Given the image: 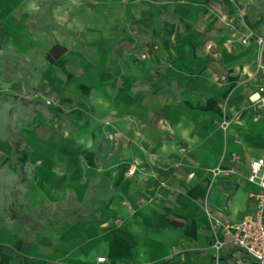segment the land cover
<instances>
[{"label": "crops", "instance_id": "0c3cea01", "mask_svg": "<svg viewBox=\"0 0 264 264\" xmlns=\"http://www.w3.org/2000/svg\"><path fill=\"white\" fill-rule=\"evenodd\" d=\"M40 1L0 0V82L49 45L42 103L0 90V264H250L226 226L264 160V0Z\"/></svg>", "mask_w": 264, "mask_h": 264}, {"label": "built area", "instance_id": "2783aa9c", "mask_svg": "<svg viewBox=\"0 0 264 264\" xmlns=\"http://www.w3.org/2000/svg\"><path fill=\"white\" fill-rule=\"evenodd\" d=\"M241 45H247L248 39L240 41ZM259 46H264V38H256ZM256 96V98H254ZM249 101L257 107H264V87H258L255 94L249 97ZM238 161V156L232 155L230 165L227 168L221 167L222 160L209 172L212 178L228 176L234 173V165ZM248 183L254 185L257 191L251 194L255 202V212L253 215L244 217L232 226H226L232 230L231 244L234 248L244 254L250 264H264V160H253L249 164V172L246 177ZM215 224H219L217 221ZM222 243L215 242L213 249L217 254L221 249ZM98 262H103V258H98Z\"/></svg>", "mask_w": 264, "mask_h": 264}, {"label": "rangeland", "instance_id": "374dc122", "mask_svg": "<svg viewBox=\"0 0 264 264\" xmlns=\"http://www.w3.org/2000/svg\"><path fill=\"white\" fill-rule=\"evenodd\" d=\"M43 1H40L39 4L43 5ZM46 3L52 4L51 1L49 0H47ZM76 3L77 2L75 0H62L61 4L65 7H68L69 9V7H72V6L74 7ZM71 19L72 21L76 20L75 17H72ZM42 23L44 24V19ZM40 31L42 32L44 31V29H42L41 27ZM41 42L42 43H40V45L24 47V50L20 53L21 55L20 62L17 63V66H16V69L18 70L19 76H20L19 78L16 79L18 80V83H14L12 78H4L0 82V90L2 89L4 93H8V94H14V95L20 94L25 98V102L34 101L35 103H42L40 102V100H42V98L47 95L43 91V89L40 88L42 86V77H37V74L35 73V68L42 69L40 67L39 58L43 54L45 48L49 45L44 44L45 43L44 38H43V41ZM70 48L75 49L74 45L70 46ZM6 50H7L6 53L9 54L10 48H7ZM74 67L75 66L71 67L72 68L71 71H74L75 69ZM1 69H3V71L5 72V75H10V72L8 70L9 69L11 70V67L8 66V63L4 62V65L3 67H1ZM52 73H53V76L58 75V72L53 71ZM32 81H35V84H36L35 87H33ZM34 98L35 100H33ZM46 103L48 105L52 104L51 101H47ZM18 158L16 157V159L12 163H10L9 173L7 174L9 177H11L9 180L10 184L13 183V185L15 186L18 184V179H19L18 174H17V170L19 167V165H17L19 163ZM4 199L5 201L10 200L9 197L7 198L4 197Z\"/></svg>", "mask_w": 264, "mask_h": 264}, {"label": "trees", "instance_id": "16d2710c", "mask_svg": "<svg viewBox=\"0 0 264 264\" xmlns=\"http://www.w3.org/2000/svg\"><path fill=\"white\" fill-rule=\"evenodd\" d=\"M65 52V48L59 46V45H54L52 48H50L47 53H46V60L49 63H54L63 53ZM168 223L171 226H181V222L176 221L175 219H168ZM163 264H169L163 263Z\"/></svg>", "mask_w": 264, "mask_h": 264}]
</instances>
